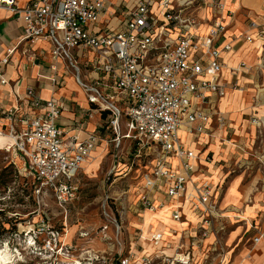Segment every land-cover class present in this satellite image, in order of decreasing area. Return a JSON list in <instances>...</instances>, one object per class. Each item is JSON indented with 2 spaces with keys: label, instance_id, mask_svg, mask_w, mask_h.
<instances>
[{
  "label": "built area",
  "instance_id": "2783aa9c",
  "mask_svg": "<svg viewBox=\"0 0 264 264\" xmlns=\"http://www.w3.org/2000/svg\"><path fill=\"white\" fill-rule=\"evenodd\" d=\"M108 3L109 0H31L20 6L16 0H0V8L23 23L20 42L50 43L51 60L63 63L89 105L108 114V126L114 135L112 142L119 146L120 140L129 141L130 161L124 176L134 168H142L140 207L147 211L162 207L153 203L152 193L158 187L165 188L167 200H182L198 219L195 246L213 237L203 264H227L223 242L225 217L214 198L215 189L206 181L191 182L197 157L183 147L177 136L182 126L189 134H202L212 121L219 129L227 125L223 114L214 110L211 102L212 98L224 97L229 88L220 80L223 64L219 58L230 46L221 50L216 46L228 28L220 17L221 0H134L116 29L104 27L102 22L113 16ZM204 9L212 13L213 21L207 33L198 36L192 32L198 25L195 12ZM170 25L180 29L173 39ZM238 38L249 44L264 41V11L260 20L250 21ZM15 48L6 50L0 60V85L8 83L3 68ZM88 51L93 54L91 71L100 75L90 80L82 77L77 59ZM261 52L253 65L240 64L231 69L233 74H248L252 70L259 80L262 95L253 98L252 108H260L261 114H253L249 119L258 132L264 129L262 47ZM51 83L59 84L55 77ZM230 88L242 90L234 84ZM17 102L7 116L9 124L4 134L12 143L5 149L23 157L20 172L30 178L34 196L48 194L64 208L79 194L78 174L99 136L90 134L85 139L68 136L56 125L60 114L58 103L40 99L31 88ZM171 158L177 161V169L171 166ZM109 173L115 175V168ZM171 217L181 223V208L176 207ZM159 240V234L152 237L155 245ZM252 243H264V232H257ZM162 259L164 264H191L188 253ZM117 264H128V260L119 259Z\"/></svg>",
  "mask_w": 264,
  "mask_h": 264
},
{
  "label": "crops",
  "instance_id": "0c3cea01",
  "mask_svg": "<svg viewBox=\"0 0 264 264\" xmlns=\"http://www.w3.org/2000/svg\"><path fill=\"white\" fill-rule=\"evenodd\" d=\"M29 1L31 0H16L20 6ZM133 2L134 0H109L107 7L113 16L102 20L104 27L110 29L119 27ZM221 3L223 10L220 17L228 28L218 39L216 46L220 50L226 45L230 46V50L222 51L219 58L223 64L220 80L229 88L226 89L224 97L218 100L212 98L211 102L214 110L223 114L227 125L219 129L215 121H212L202 134H189L186 127L182 126L177 136L183 147L197 157L191 182L206 181L215 189L214 198L218 200L219 209L225 217L224 246L227 264H264V243L255 245L250 242L251 237L257 232H264V129L258 132L249 120L251 115L261 114L260 108H252V101L254 97H260L262 94L258 90L259 80L255 77L254 71L251 70L248 74H233L231 71L240 64L253 65L262 53L261 47L264 49V41H261V44L258 42L249 44L238 38L247 30L250 21L260 20L264 11V0H221ZM195 16L198 25L192 32L203 36L212 24L213 15L204 9L196 11ZM23 28L20 20L0 8V60L6 50L16 47L8 64L3 68V75L8 83L0 85L2 150L8 144L7 135L4 134L9 124L7 116L17 107V98L24 96L26 90L31 88L40 99L55 100L60 110L56 125L68 136L74 135L79 139H85L90 134L99 136V141L91 153L97 164L88 167L87 171H94L98 167V163L100 164L109 153H106L108 142L112 144L110 154L112 164L109 171L115 168L113 176L116 177L118 174L120 176L117 178L121 179L119 194L125 197L122 199L125 211L121 216L129 221L132 228L129 227V223L128 228L141 234V230L150 232L151 236L161 234L162 243L154 245V249L159 248L156 252H159L160 256L172 258L177 253L181 255L188 253L191 262L194 261L193 264L203 261L214 241L213 237L209 236L200 245L195 246L194 238L199 231L198 219L182 200H167L163 187H158L157 191L152 193L153 203L162 204V207L157 208L161 209L157 211L159 215L144 213L147 210L139 205L142 180L134 185L130 182L131 173L124 176L130 158L127 155V162H120L124 160L118 147L121 141L125 140H120L119 146L112 142L114 135L108 126V114L89 105L74 77L64 69L63 63L61 61L54 63L51 60L49 42H20ZM168 29L171 39L180 30L174 25H170ZM250 34L256 38L253 32ZM77 59L84 79L90 80L100 76L91 71L90 63L93 60L91 52H84ZM54 77L59 82L57 86L51 83ZM233 84L242 90L230 88ZM23 108L25 112H30L26 106ZM19 126L17 125L18 128ZM108 132L110 136L107 135ZM120 132L121 134L124 132L123 121L120 124ZM125 142H128L129 146V141ZM12 157L21 169L24 164L23 157L13 153ZM169 162L177 169L178 163L175 159L171 158ZM118 166L122 168L118 169ZM176 207L181 208V223H175L171 217Z\"/></svg>",
  "mask_w": 264,
  "mask_h": 264
},
{
  "label": "rangeland",
  "instance_id": "374dc122",
  "mask_svg": "<svg viewBox=\"0 0 264 264\" xmlns=\"http://www.w3.org/2000/svg\"><path fill=\"white\" fill-rule=\"evenodd\" d=\"M128 147V142L121 141L118 150L124 161L120 162H127ZM112 148L108 142V155L89 172L88 167L97 164L90 155L78 175L77 198L61 208L53 196H34L30 178L20 172L12 152L0 145V250L10 257L3 264H73L74 260L117 264L119 259H127L128 264H164V257L156 252L159 248L154 249L147 240L152 237L150 232H135L121 216L125 197L119 194L121 179L117 178L122 170L116 177L109 173ZM141 170L137 167L131 172V184L141 181ZM200 261L198 264H203L204 260Z\"/></svg>",
  "mask_w": 264,
  "mask_h": 264
},
{
  "label": "bare ground",
  "instance_id": "6f19581e",
  "mask_svg": "<svg viewBox=\"0 0 264 264\" xmlns=\"http://www.w3.org/2000/svg\"><path fill=\"white\" fill-rule=\"evenodd\" d=\"M5 137V136H4ZM7 139H8V144L7 145H5V147L3 148V150L5 149V148H8L9 147V145H11V143H12V141L10 140V138L9 137H6ZM91 156H92V154H91ZM87 161V160H86ZM85 161V162H86ZM158 210H161V209H155L154 211H146V212H144V213H148V214H151V215H159V212H157ZM143 213V214H144ZM175 223H177V222H175ZM143 231V230H142ZM156 235H158V234H156ZM156 235H154V236H156ZM160 235V240L157 242V244L156 245H158V244H161L162 243V235L161 234H159ZM153 237V236H152ZM152 237L150 238V239H147L149 242H151L153 245H155L153 242H152ZM141 239H144V238H141ZM6 250H3V251H1L0 250V264H3V263H5L8 259H10V257H9V255H8V253H6L5 252ZM61 255V254H60ZM66 256V255H65ZM73 264H81V263H79L78 261H75L74 260V263Z\"/></svg>",
  "mask_w": 264,
  "mask_h": 264
}]
</instances>
